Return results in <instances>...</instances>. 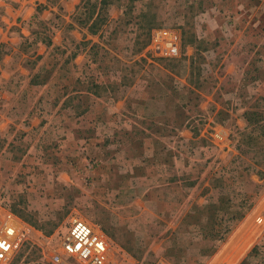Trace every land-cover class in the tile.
<instances>
[{
    "label": "rangeland",
    "instance_id": "rangeland-1",
    "mask_svg": "<svg viewBox=\"0 0 264 264\" xmlns=\"http://www.w3.org/2000/svg\"><path fill=\"white\" fill-rule=\"evenodd\" d=\"M101 1L41 0L0 50L27 78L0 86V215L25 233L6 264H85L62 247L77 217L105 233L109 264H264V0ZM66 103L118 117L108 155L124 156L104 175L53 132L32 148V119ZM117 164L140 167L122 180Z\"/></svg>",
    "mask_w": 264,
    "mask_h": 264
},
{
    "label": "crops",
    "instance_id": "crops-1",
    "mask_svg": "<svg viewBox=\"0 0 264 264\" xmlns=\"http://www.w3.org/2000/svg\"><path fill=\"white\" fill-rule=\"evenodd\" d=\"M40 3H41V0H0V50L3 48V45L5 44L7 45L13 44L14 42L13 40L17 38L15 36L17 34H20V29L25 30V26H24L25 22L31 19L35 15L36 12L40 15L41 11L38 9ZM51 9H55V6H53V8ZM41 16L43 17V14H41ZM13 54H14L13 51L11 52V54L5 51V53H2L0 55V58H1L0 60V86L4 87V89L6 87L12 88L18 82L19 79L22 80L24 83L21 84L20 82L19 83L20 88L18 89H22L23 87L26 86L25 82L27 81V78L26 76L23 77L24 73L22 72V70L19 69V67L14 68L11 65H8L7 63H3V61L6 62V60H8V57L11 58ZM2 77L3 78L6 77V80L8 82L5 80H3L4 82H2L1 81L3 79ZM48 84L49 82H46L43 85L48 86ZM91 89L92 88L87 87L85 91L88 93L95 92L93 91V89L92 90ZM18 104H21V103H18ZM72 107L73 105H71L70 103H66L64 104V108L62 107L64 109L62 110V113H66V111H69L70 115H51L50 117H48L46 121H42V119L40 118L32 119L31 121L32 125L29 127V129L37 127L40 130V134L37 135V138L34 140L35 142H33L32 148L35 146L36 148H38L39 141L41 140V137L45 132H48V133L53 132L57 137H60L58 140L62 142L61 144L62 147L64 146L68 147L69 145L71 147L72 145L69 143L68 140H74L75 145H73L70 148V151L75 148H82L83 150H87L88 154L91 153L93 157L96 156L97 161H100L101 163L98 165L99 169L97 168L95 172H98L99 174L102 175L104 173V162L106 161V159H108L109 157H110L109 159H111V157L113 158L115 155L116 156L115 162H118V161H121V158L124 156L123 150L118 147L115 150L111 151V155H108V151H110L111 149L107 147V144L110 145V143H114L112 145H119L120 143H124L125 141V139L120 138L119 136L120 133H118V131H117L118 134L117 133L115 135L111 134L112 129H113L112 128L113 123H115L116 126L117 125L120 126V124H118L115 121L118 117L113 116V115L92 116L91 114H89L91 110L86 111L85 114H78L76 112L74 114L72 112ZM110 113H114V112H110ZM18 120H19L17 122L18 128L29 130V129L24 128V126H21L22 124H24L23 117L20 119L18 118ZM10 121L14 122L15 119L11 118ZM120 128L122 127L120 126ZM23 135H24V138H23ZM213 135H215V133ZM20 137H22V140H25L28 137V135L24 131L23 134L21 133ZM93 161H94V164L92 163V166H91L92 168L94 165L96 166L98 163L94 159ZM185 162L187 166L188 165L187 161ZM117 165L118 166L115 168V170H119L120 173H122L121 175L118 174L117 177L122 180L127 178L125 175L126 171H129L130 169L131 171L134 172L136 171V169H138V167H140L139 165H136V164H129L127 166L128 169H126L125 166L122 167V165L120 164H117ZM184 166L185 165H183V167ZM98 176L100 178V175ZM140 177L133 176L132 178L136 179L137 181H141L139 180ZM143 177L149 180L148 178L149 174L145 176L143 175ZM132 178L130 179L131 182L134 181L132 180ZM9 210L12 211L11 212L12 214L14 213L16 215L15 216L13 214L19 227L23 228L21 226L22 224H20L22 222L21 220L22 215L21 216L17 215L16 212H14L12 209H9ZM228 260L229 259H227L226 261ZM216 264L218 263L216 262Z\"/></svg>",
    "mask_w": 264,
    "mask_h": 264
},
{
    "label": "built area",
    "instance_id": "built-area-1",
    "mask_svg": "<svg viewBox=\"0 0 264 264\" xmlns=\"http://www.w3.org/2000/svg\"><path fill=\"white\" fill-rule=\"evenodd\" d=\"M156 41L163 43L168 53L176 51V36L168 30L156 33ZM25 236L12 213L0 215V264H6L14 255ZM63 251L78 257L85 264H109V240L105 233L83 218H74L64 235ZM57 260L61 255H56ZM167 264V263H157Z\"/></svg>",
    "mask_w": 264,
    "mask_h": 264
},
{
    "label": "trees",
    "instance_id": "trees-1",
    "mask_svg": "<svg viewBox=\"0 0 264 264\" xmlns=\"http://www.w3.org/2000/svg\"><path fill=\"white\" fill-rule=\"evenodd\" d=\"M101 2L104 3V0H102ZM98 30H99L98 28H95V27H94V29H93L92 32L97 33ZM252 114H253V117H251V116L247 117V120H248L249 122L253 121L255 115H257V113H255V112H253ZM219 239H220V240H223V239H225V238H224V236L222 235L221 237H219ZM253 250H255V248H254ZM245 261H246V260H244L241 264H244Z\"/></svg>",
    "mask_w": 264,
    "mask_h": 264
},
{
    "label": "bare ground",
    "instance_id": "bare-ground-1",
    "mask_svg": "<svg viewBox=\"0 0 264 264\" xmlns=\"http://www.w3.org/2000/svg\"><path fill=\"white\" fill-rule=\"evenodd\" d=\"M260 220H262L261 221V223L263 224V226H264V218L263 217H261L260 219H259V221ZM255 221V220H254ZM257 228V227H256ZM258 232H259V230H258ZM243 234H244V232H243ZM250 234H252L251 232H250ZM243 236V235H242ZM250 236V235H249ZM256 236V235H255ZM238 237V236H237ZM252 237V236H251ZM237 239V238H236ZM239 239V238H238ZM251 239V238H250ZM239 241V240H238ZM239 243V242H238ZM243 243V242H242ZM247 243V242H246ZM245 244V243H244Z\"/></svg>",
    "mask_w": 264,
    "mask_h": 264
}]
</instances>
